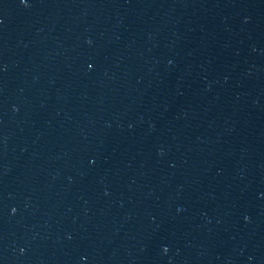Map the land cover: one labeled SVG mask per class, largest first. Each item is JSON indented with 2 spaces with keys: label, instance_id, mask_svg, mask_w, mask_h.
<instances>
[{
  "label": "water",
  "instance_id": "obj_1",
  "mask_svg": "<svg viewBox=\"0 0 264 264\" xmlns=\"http://www.w3.org/2000/svg\"><path fill=\"white\" fill-rule=\"evenodd\" d=\"M0 264H264V0H0Z\"/></svg>",
  "mask_w": 264,
  "mask_h": 264
}]
</instances>
